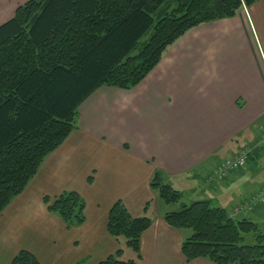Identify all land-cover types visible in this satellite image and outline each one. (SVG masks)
I'll return each mask as SVG.
<instances>
[{"label": "crops", "instance_id": "crops-1", "mask_svg": "<svg viewBox=\"0 0 264 264\" xmlns=\"http://www.w3.org/2000/svg\"><path fill=\"white\" fill-rule=\"evenodd\" d=\"M12 3L0 0V24L21 5ZM263 6L259 0L236 16L196 26L136 86H101L83 101L75 129L1 211L0 264H10L21 250L40 264H97L118 249L120 259H137L135 253L125 255L124 242L107 231L116 200L131 216L151 218L141 234L139 264H212L206 258L186 261L180 244L187 230L163 220L172 209L161 208L149 181L157 169L165 183L183 192V177L205 173L209 197H228L229 207L222 208L231 213L244 202L249 208L234 216H258L261 206L254 199L264 185V145L258 144L264 127ZM248 15L257 23L258 41ZM241 146H248L250 159L262 165L248 162L244 169L214 176V167ZM253 170L261 174L260 183L249 187ZM235 187H245L244 193L237 197ZM65 190L78 192L85 201L81 225L67 227L43 202L44 195Z\"/></svg>", "mask_w": 264, "mask_h": 264}, {"label": "trees", "instance_id": "trees-1", "mask_svg": "<svg viewBox=\"0 0 264 264\" xmlns=\"http://www.w3.org/2000/svg\"><path fill=\"white\" fill-rule=\"evenodd\" d=\"M258 1L27 0L17 6L0 24V213L75 129L79 106L95 90L136 86L191 29L236 16L243 5ZM149 186L160 201L178 204L162 218L187 230L180 244L187 262L206 258L212 264H264V233L257 223L211 206L209 200L181 203L182 192L165 183L157 169ZM43 202L67 227L85 221V201L74 190L44 195ZM151 224V218L131 216L116 200L107 231L137 259H120L118 249L97 264H139L141 234ZM248 234L251 243L245 244ZM10 264L40 263L21 250Z\"/></svg>", "mask_w": 264, "mask_h": 264}, {"label": "rangeland", "instance_id": "rangeland-1", "mask_svg": "<svg viewBox=\"0 0 264 264\" xmlns=\"http://www.w3.org/2000/svg\"><path fill=\"white\" fill-rule=\"evenodd\" d=\"M11 1L13 2L11 4L12 6H14L16 4L19 5V4L24 3V0H19L18 2H17V0H11ZM262 8H264V6ZM159 12H160V10H158L155 13H153L152 16L154 17L155 20L157 19V16H158ZM248 19H249V21H250V23L252 25V28H253L251 30L252 31V37L256 41H258V39H260V38L259 37L257 38L256 35H255V30H256L255 28H257L256 27L257 23L256 22L254 23L253 17L251 15H248ZM149 33H150V31L145 36H143L139 42L142 43L145 40H147V38L149 36ZM262 121H264V118L261 119V122ZM262 150L264 151V148ZM249 162H251V163L253 162L254 165H256V164L262 165V161L258 162L255 158L253 160H252V158L251 159L249 158ZM257 172L258 171L253 170V174L251 176L247 177L250 180V181L248 180L250 182V184L248 185L249 187H255L256 186V182L260 183V181L258 180V177H261V174H258ZM256 174H258V176L254 177V175H256ZM253 178H255V179H253ZM182 179L184 180V183H185V181H187V184L185 183V185H186V186H184L185 191L182 192L183 194H182L181 203H183V202H185L187 204L191 203L190 201H188L190 198H192L191 200H202V199H205V200H209L210 201L211 206H221V207H225V208L229 207L228 205L225 204V202L228 201V200H226V199H228V197L227 198H221V200H219V201L209 197L210 195L208 194V192H209L210 188L208 187V185H209L210 182L206 180V183H205V181H204L205 180V173H202V174L197 175V176H192L191 175V178L190 177H183ZM239 188H240V186H239ZM227 190H228V188L227 189H223V190H221L219 188L218 191L219 192H226ZM244 190H245V187L241 188L240 191H237L236 187H235L234 192H236L235 194H237V197H238L239 194H243L244 193ZM201 193L205 194L206 196L201 195ZM211 194H213V193H211ZM249 198L250 197H248V199ZM160 203H161L160 204L161 208H164V209H175V208L178 207V204H165L162 201ZM256 205L257 206H261V207L257 208V209H259L258 210L259 211L258 216L252 217V216L248 215L246 217L249 218V219H252L254 222H256L257 225H258L259 231L264 233V205L261 204V203H258ZM241 206H242L241 212L245 213L246 210H247V206L243 202V203L239 204L236 207H241ZM239 217H241V216H239ZM250 238H251L250 234L245 235V240L243 241V243H245V244L251 243ZM128 253H130V256H131V253H133V256H135L134 252L131 249L126 247L125 248V255H127ZM123 258H126V257H122V260H123ZM131 258H133V257H131ZM127 260H128V258H127Z\"/></svg>", "mask_w": 264, "mask_h": 264}, {"label": "built area", "instance_id": "built-area-1", "mask_svg": "<svg viewBox=\"0 0 264 264\" xmlns=\"http://www.w3.org/2000/svg\"><path fill=\"white\" fill-rule=\"evenodd\" d=\"M261 142L264 143V128L261 130ZM248 150L242 148L239 150L238 154L234 158H229L221 161L214 171L217 176H222L229 169H239L246 165L247 163ZM258 200L264 203V187L261 189Z\"/></svg>", "mask_w": 264, "mask_h": 264}]
</instances>
